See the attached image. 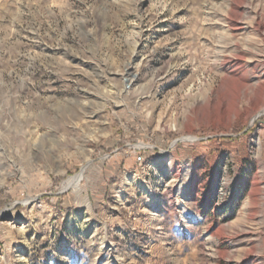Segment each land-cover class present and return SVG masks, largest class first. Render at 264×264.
Segmentation results:
<instances>
[{
    "label": "rangeland",
    "instance_id": "rangeland-1",
    "mask_svg": "<svg viewBox=\"0 0 264 264\" xmlns=\"http://www.w3.org/2000/svg\"><path fill=\"white\" fill-rule=\"evenodd\" d=\"M253 15L264 0H0V264H264V102L205 101L264 81Z\"/></svg>",
    "mask_w": 264,
    "mask_h": 264
},
{
    "label": "bare ground",
    "instance_id": "bare-ground-1",
    "mask_svg": "<svg viewBox=\"0 0 264 264\" xmlns=\"http://www.w3.org/2000/svg\"><path fill=\"white\" fill-rule=\"evenodd\" d=\"M234 11H235L234 6H231L229 19L227 21L228 22L227 24L230 26V28L232 30H236V29L240 28V23L238 22V19H236L235 15H233V14H235ZM247 27H249L250 30H252V32L254 34H256L258 37H260L264 41V22H262L259 15H253V18L251 19L250 24L249 25L247 24ZM234 57H235V60H232L229 57H227L226 55L223 56L222 62H221L222 68L226 70L227 64L232 65L235 62L238 63L241 60L242 55L238 54V55H234ZM231 74H233V72H231ZM234 75H235V73H234ZM233 79H234V77L231 79L232 82L230 84V87H228V89H227L228 91L225 93L230 95L231 92H229V91L233 90V88L236 91L241 89L243 92V96H242L243 100L241 102L239 95H237V96L234 95L235 97L227 98V97H225V93L221 94V92H220L221 95H219L217 97V99L208 97L207 100H205V101L208 104H215V113L216 114L226 113L229 109H231V107H233L235 104H238V103H242V104L247 103V104H254L255 105L258 102L259 103L264 102V99L262 98L264 81L256 80V81H254V83L251 84L250 83L251 81L249 82V79L245 73H242L241 75H239L237 77L236 82H233ZM249 90L251 91L252 95L248 93ZM216 92H215V95H217ZM80 176H81V173L69 178L68 184L69 185L75 184L79 180ZM254 190H255V188L253 187V191L250 194V200L253 199V196L255 194Z\"/></svg>",
    "mask_w": 264,
    "mask_h": 264
},
{
    "label": "built area",
    "instance_id": "built-area-1",
    "mask_svg": "<svg viewBox=\"0 0 264 264\" xmlns=\"http://www.w3.org/2000/svg\"><path fill=\"white\" fill-rule=\"evenodd\" d=\"M136 161H137L139 164L144 163V161H145V159H144V155H143L141 152H137V153H136Z\"/></svg>",
    "mask_w": 264,
    "mask_h": 264
}]
</instances>
